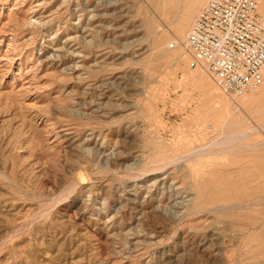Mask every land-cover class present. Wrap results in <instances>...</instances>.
<instances>
[{
	"label": "rangeland",
	"instance_id": "1",
	"mask_svg": "<svg viewBox=\"0 0 264 264\" xmlns=\"http://www.w3.org/2000/svg\"><path fill=\"white\" fill-rule=\"evenodd\" d=\"M205 1L0 0V264H264V76L191 67Z\"/></svg>",
	"mask_w": 264,
	"mask_h": 264
},
{
	"label": "built area",
	"instance_id": "2",
	"mask_svg": "<svg viewBox=\"0 0 264 264\" xmlns=\"http://www.w3.org/2000/svg\"><path fill=\"white\" fill-rule=\"evenodd\" d=\"M183 43L191 67L226 96H243L262 83L264 20L257 0H206Z\"/></svg>",
	"mask_w": 264,
	"mask_h": 264
},
{
	"label": "bare ground",
	"instance_id": "3",
	"mask_svg": "<svg viewBox=\"0 0 264 264\" xmlns=\"http://www.w3.org/2000/svg\"><path fill=\"white\" fill-rule=\"evenodd\" d=\"M257 7H258V10H259V0H257ZM259 12H260V11H259ZM260 14H261V13H260ZM261 16H262V14H261ZM262 19L264 20L263 16H262ZM190 20L192 21L193 19L191 18V19L185 21L184 24L187 26ZM186 26H184V27H186ZM186 28H187V27H186ZM188 28H189V26H188ZM179 31H180V30H179ZM182 33H183V32H182ZM263 76H264V74H263Z\"/></svg>",
	"mask_w": 264,
	"mask_h": 264
}]
</instances>
